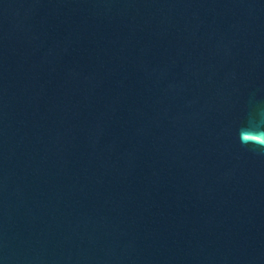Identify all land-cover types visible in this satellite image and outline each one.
<instances>
[{"label": "water", "instance_id": "obj_1", "mask_svg": "<svg viewBox=\"0 0 264 264\" xmlns=\"http://www.w3.org/2000/svg\"><path fill=\"white\" fill-rule=\"evenodd\" d=\"M0 264H264V0H0Z\"/></svg>", "mask_w": 264, "mask_h": 264}]
</instances>
